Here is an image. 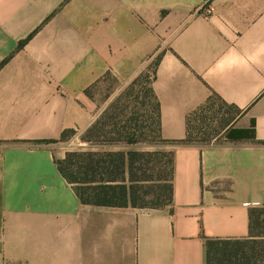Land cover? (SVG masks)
Masks as SVG:
<instances>
[{
  "label": "crops",
  "instance_id": "1",
  "mask_svg": "<svg viewBox=\"0 0 264 264\" xmlns=\"http://www.w3.org/2000/svg\"><path fill=\"white\" fill-rule=\"evenodd\" d=\"M157 60L161 137L190 141L148 150L172 155V201L84 206L57 167L68 151L42 142L71 129L79 143L106 109L85 91ZM252 123L254 141L226 139ZM253 208L264 0H0V264H207L209 240L249 238Z\"/></svg>",
  "mask_w": 264,
  "mask_h": 264
},
{
  "label": "trees",
  "instance_id": "2",
  "mask_svg": "<svg viewBox=\"0 0 264 264\" xmlns=\"http://www.w3.org/2000/svg\"><path fill=\"white\" fill-rule=\"evenodd\" d=\"M157 62L135 77L126 91L110 103L97 121L81 134L82 142L117 147L190 143L189 140L169 142L161 137L160 109L151 87ZM106 80L117 82L108 74L89 87L85 94L95 100L96 89ZM139 83L141 86L136 91ZM105 96L109 98V94ZM75 136V130H65L59 140L42 143L64 144ZM226 139L254 141V123L249 129L228 130ZM56 163L84 206L159 209L172 201L173 167L172 155L168 152L73 151ZM249 224L247 239L209 240L206 246L207 264H237L244 258H247L244 264H264V208L250 210ZM252 259H255L254 263H251Z\"/></svg>",
  "mask_w": 264,
  "mask_h": 264
},
{
  "label": "rangeland",
  "instance_id": "3",
  "mask_svg": "<svg viewBox=\"0 0 264 264\" xmlns=\"http://www.w3.org/2000/svg\"><path fill=\"white\" fill-rule=\"evenodd\" d=\"M131 82L127 85H122L118 82H111L109 80H106L97 90L96 89V99L99 101L100 105L102 107L106 108L114 101V99L124 93L126 89L130 86ZM139 86H141V83H139L136 87V91H138ZM109 94V98L106 99V96L104 98L105 94ZM105 110V109H104ZM103 110V111H104ZM102 111V112H103ZM142 112V111H141ZM81 137V135H80ZM76 136L70 140L68 143L62 144L63 147L68 151V152H73V151H115L117 146H99V145H90L87 143H84L82 141H79L77 143L74 139ZM60 144V143H59ZM159 146H166V144H153V145H148V144H139L136 145L133 149L137 150L138 152H145L150 150L151 147H159ZM131 148L130 146H127ZM67 152V153H68ZM143 187V186H142ZM146 189V188H145ZM154 190H157L154 188ZM247 260L241 259L237 264H244V262ZM255 259L251 260V263H254Z\"/></svg>",
  "mask_w": 264,
  "mask_h": 264
},
{
  "label": "built area",
  "instance_id": "4",
  "mask_svg": "<svg viewBox=\"0 0 264 264\" xmlns=\"http://www.w3.org/2000/svg\"><path fill=\"white\" fill-rule=\"evenodd\" d=\"M208 13H210V12L208 11Z\"/></svg>",
  "mask_w": 264,
  "mask_h": 264
}]
</instances>
